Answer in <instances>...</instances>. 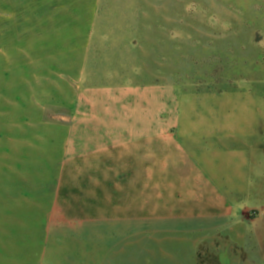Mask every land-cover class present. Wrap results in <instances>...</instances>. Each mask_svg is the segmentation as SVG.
Here are the masks:
<instances>
[{
  "label": "rangeland",
  "instance_id": "obj_1",
  "mask_svg": "<svg viewBox=\"0 0 264 264\" xmlns=\"http://www.w3.org/2000/svg\"><path fill=\"white\" fill-rule=\"evenodd\" d=\"M254 237L264 0H0V264H264Z\"/></svg>",
  "mask_w": 264,
  "mask_h": 264
},
{
  "label": "crops",
  "instance_id": "obj_2",
  "mask_svg": "<svg viewBox=\"0 0 264 264\" xmlns=\"http://www.w3.org/2000/svg\"><path fill=\"white\" fill-rule=\"evenodd\" d=\"M132 94V93H131ZM133 150H140L139 148H133ZM137 152V153H136ZM132 155H133V159L135 158L136 159V157L137 156H140V155H138V154H141L140 153V151H135V152H133V153H131ZM130 156V155H129ZM130 158V157H129ZM224 213H226V214H228V212L227 211H224ZM221 216H224V215H221ZM261 230H263L262 228H261ZM253 242H254V244L255 245H264V237H254L253 238ZM260 261L261 262H264V255H261V258H260ZM257 262H259V258H258V260H257Z\"/></svg>",
  "mask_w": 264,
  "mask_h": 264
}]
</instances>
